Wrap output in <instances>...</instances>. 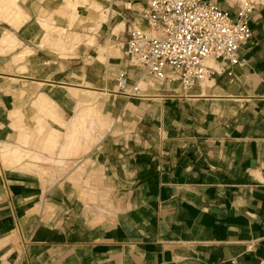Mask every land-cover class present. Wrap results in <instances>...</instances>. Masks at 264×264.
<instances>
[{"label":"crops","instance_id":"1","mask_svg":"<svg viewBox=\"0 0 264 264\" xmlns=\"http://www.w3.org/2000/svg\"><path fill=\"white\" fill-rule=\"evenodd\" d=\"M102 1L109 22L95 17L91 39L108 47L70 49L59 67L62 1L19 0L21 16L0 20L20 75L0 84V264H261L264 0L242 65L212 62L228 73L191 89L128 57L144 3ZM121 73L140 98L118 91Z\"/></svg>","mask_w":264,"mask_h":264},{"label":"built area","instance_id":"2","mask_svg":"<svg viewBox=\"0 0 264 264\" xmlns=\"http://www.w3.org/2000/svg\"><path fill=\"white\" fill-rule=\"evenodd\" d=\"M124 1L146 5V27L128 32V57L149 76L178 82L184 89L204 83L215 73H228L225 67L214 69L212 62L241 66L242 47L253 39L255 1H241L236 15L214 0ZM115 84L127 96L142 95L141 85L130 84L126 73H121Z\"/></svg>","mask_w":264,"mask_h":264},{"label":"rangeland","instance_id":"3","mask_svg":"<svg viewBox=\"0 0 264 264\" xmlns=\"http://www.w3.org/2000/svg\"><path fill=\"white\" fill-rule=\"evenodd\" d=\"M60 9L58 10L59 21H69L68 27H59L56 34V40L52 45V48L57 55H54V60L57 61V66L59 67L64 62V55L63 53L67 52L68 50H72V54L74 55L76 51L84 50L86 47H93L96 48L99 53H102V49L108 47V42L106 40L97 41L96 39H91V31L94 27L99 28V23L94 21L95 17L99 18L100 23L105 22L103 25L108 24L110 10L106 9L105 5L103 4L102 0H60ZM106 2H110L111 0H104ZM243 0H218L219 3L225 9L234 10V8L239 5L238 2ZM22 9L20 7L19 0H0V20L6 18H18L21 16ZM44 30L48 28L44 25ZM50 36V32L48 38ZM49 40V39H48ZM51 41V40H49ZM17 47L16 41H13L11 44L8 40L3 39V33L0 32V53L3 47ZM47 45V40L40 42L36 45L37 48L42 47L45 49ZM50 46V45H49ZM45 58V57H44ZM77 59V58H76ZM134 63V62H133ZM88 66L87 64V57L81 58L78 61L76 68L82 69L83 67ZM19 74L12 75L8 67H6L3 63V55L0 54V84L4 83L7 80H18ZM32 76L28 74H23L21 81L23 85H28L29 79ZM66 81L64 75L60 74L59 82L64 83Z\"/></svg>","mask_w":264,"mask_h":264}]
</instances>
